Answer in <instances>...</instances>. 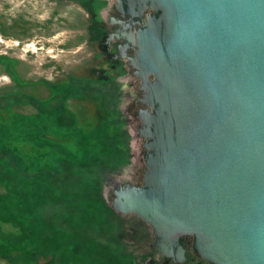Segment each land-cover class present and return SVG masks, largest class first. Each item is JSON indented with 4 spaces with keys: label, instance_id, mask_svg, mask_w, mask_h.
I'll return each instance as SVG.
<instances>
[{
    "label": "water",
    "instance_id": "obj_1",
    "mask_svg": "<svg viewBox=\"0 0 264 264\" xmlns=\"http://www.w3.org/2000/svg\"><path fill=\"white\" fill-rule=\"evenodd\" d=\"M141 169L108 205L177 261L264 264V0H128Z\"/></svg>",
    "mask_w": 264,
    "mask_h": 264
},
{
    "label": "trees",
    "instance_id": "obj_2",
    "mask_svg": "<svg viewBox=\"0 0 264 264\" xmlns=\"http://www.w3.org/2000/svg\"><path fill=\"white\" fill-rule=\"evenodd\" d=\"M67 93L72 95L74 91L69 89ZM63 111L60 101L59 106L43 110L35 118H40L41 126H47L49 119L63 126ZM30 122L27 119L25 126ZM46 133L40 132L32 142L49 149L60 147L46 138ZM21 134L18 142L31 138ZM84 135L78 156L62 153L57 147L56 154L45 151L29 161L31 158L19 149L2 142L10 139L0 129V185L4 186L0 219L17 229L4 232L0 228L1 258L11 264H31L47 257L46 264L137 263L119 232L121 216L102 197L108 173L130 161L129 135L117 112L103 116Z\"/></svg>",
    "mask_w": 264,
    "mask_h": 264
},
{
    "label": "rangeland",
    "instance_id": "obj_3",
    "mask_svg": "<svg viewBox=\"0 0 264 264\" xmlns=\"http://www.w3.org/2000/svg\"><path fill=\"white\" fill-rule=\"evenodd\" d=\"M48 15L46 0H0V123L4 125L0 129L10 139L7 143L2 139V142L19 149L21 154L31 158L29 161L45 151L54 155L58 146L49 149L32 142L44 131L46 138L59 144L62 153L75 157L85 141L84 133L92 131L103 116L117 112L129 135L126 142L130 161L106 176L102 197L108 204L112 186L122 179L138 180L141 169V141L135 137L133 126L123 118L129 101V75L122 72L116 80L113 77L102 81L93 70L97 61L89 55L92 48L72 46L70 26L48 31L55 28L51 21L61 20H49ZM61 41L67 45L59 44ZM7 56L11 57L10 62L4 64L3 58ZM6 66L10 74L5 71ZM69 89L74 94L67 95ZM60 101L65 109L60 112L65 117L64 125H56L49 119L47 126H41L40 118L35 116L59 106ZM27 119L31 120L29 126L24 123ZM22 132L26 133L23 136L31 138L18 142ZM2 192L4 186L0 185ZM120 219L125 227L138 222L135 215H122ZM0 228L4 232L17 230L11 222L2 219ZM123 241L138 263L149 251L148 247L131 239ZM48 260L49 257L40 258L31 264H46ZM0 264L11 263L0 257Z\"/></svg>",
    "mask_w": 264,
    "mask_h": 264
},
{
    "label": "flooded vegetation",
    "instance_id": "obj_4",
    "mask_svg": "<svg viewBox=\"0 0 264 264\" xmlns=\"http://www.w3.org/2000/svg\"><path fill=\"white\" fill-rule=\"evenodd\" d=\"M46 3L49 10L47 18L53 21L61 18L55 23L51 21L52 24H55V28L48 29V31L70 26L69 37L72 46H77L80 49L92 48L89 55L97 61L93 70L102 81L110 80L113 77L116 80L122 72L129 75L127 80L129 101L126 113L123 112V118L134 129L137 128L140 124L138 119V109L141 107L139 103L140 80L132 73L130 58L134 54V47L125 34L131 33L141 26V23L153 10L148 7L143 8L142 5L141 8L135 5L131 9L128 7V0H46ZM59 44L67 45L62 41ZM10 59L9 56L4 57L3 63H9ZM5 71L10 74L7 66ZM137 219V223L126 227L122 223L119 224V232L124 240L131 239L149 249L136 264H211L194 254L191 236L182 237V243L186 246V257L183 261L161 255L153 245L150 226L140 218L137 217Z\"/></svg>",
    "mask_w": 264,
    "mask_h": 264
}]
</instances>
